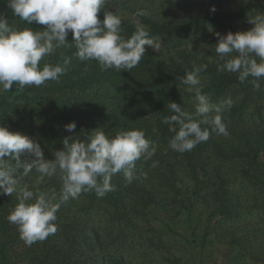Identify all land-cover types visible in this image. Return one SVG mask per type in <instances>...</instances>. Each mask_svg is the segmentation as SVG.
Wrapping results in <instances>:
<instances>
[{
    "label": "trees",
    "instance_id": "16d2710c",
    "mask_svg": "<svg viewBox=\"0 0 264 264\" xmlns=\"http://www.w3.org/2000/svg\"><path fill=\"white\" fill-rule=\"evenodd\" d=\"M110 2L159 38L162 53L145 45L141 62L120 72L102 71L95 60L80 61L74 44L58 49L40 66L67 56V71L58 82L40 87L13 84L0 95V125L39 142L48 159L62 149L66 136L83 139L98 127L112 135L143 130L155 155L136 161L131 183L120 172L111 178L115 190L104 197L82 192L61 205L57 232L31 247L7 220L17 193L0 194V264H264V78L257 91L252 77L241 83L238 73L218 71L215 52V33L250 29L249 17L264 11V0ZM139 10L146 14L137 16ZM106 11L103 6L99 19ZM0 14L17 29L46 28L13 16L7 0H0ZM121 27L129 38L137 23L122 19ZM67 39L72 43L71 32ZM194 64L207 65L200 74L202 94L213 104L233 101L223 113L229 135L212 132L206 142L180 153L169 147L174 133L162 119L174 114L171 102L194 112L195 93L186 92L180 79ZM73 121L76 129L70 133L65 126ZM37 175L33 171L21 184H33ZM40 187L59 193L61 182L46 178Z\"/></svg>",
    "mask_w": 264,
    "mask_h": 264
},
{
    "label": "clouds",
    "instance_id": "9594fccd",
    "mask_svg": "<svg viewBox=\"0 0 264 264\" xmlns=\"http://www.w3.org/2000/svg\"><path fill=\"white\" fill-rule=\"evenodd\" d=\"M7 4L13 16L28 25L34 21L46 28L43 31L30 27L17 29L0 14V95L10 92L13 84L24 88L40 87L50 80L58 82L71 58L65 56L62 63H45L43 67L40 62L58 49L71 48L73 44L74 56L80 61L95 60L102 71L120 72L131 71L141 62L145 45L158 48L149 31L140 25L129 38H124L121 16L114 11H106L104 19H99V11L110 4V0H7ZM145 14L143 10L136 13L137 16ZM249 23L252 27L246 31L215 33L218 38L216 63L220 72L238 73L241 83L252 77L253 87L259 91V80L264 78V11L249 17ZM69 32L72 43L67 39ZM206 69V64H194L192 70L180 78L185 91L195 93L194 112L171 102L168 108L174 114L162 119L174 133L169 140V147L174 151H191L206 142L212 132L229 135L223 113L233 106V101L228 98L213 104L202 94L200 74ZM65 128L74 132L76 124L70 122ZM62 143V149L54 152L53 159H48L39 142L0 125V194L17 193L18 203L7 220L17 226L20 239L28 247L57 232V212L61 205L79 198L82 192L94 191L97 197H104L115 190L111 178L120 172L131 183L136 161L141 157L150 159L156 152V146L140 129L120 130L112 135L98 127L86 133L83 139L66 136ZM22 154L26 157L23 160ZM12 159L15 165L10 163ZM157 163L154 161L152 166ZM18 169L22 171L16 175ZM33 171L38 173L34 183L21 184ZM53 177L61 182L59 193L55 188L42 191L40 186L45 179Z\"/></svg>",
    "mask_w": 264,
    "mask_h": 264
},
{
    "label": "rangeland",
    "instance_id": "374dc122",
    "mask_svg": "<svg viewBox=\"0 0 264 264\" xmlns=\"http://www.w3.org/2000/svg\"><path fill=\"white\" fill-rule=\"evenodd\" d=\"M104 7L107 8L109 11H114V12L118 13V14L121 16V19L130 20V21H132L133 23H137V25H141V24L138 22L137 18H136V17H135L130 11L126 10L125 8H122V7H120V6H116V5L112 4L111 2H110V4H105ZM154 40H155L156 43L158 44V48H157V50H155L152 46H149V48H150L151 50H154V51H157V52L160 51V53H162V52H161V49L163 48L162 41H161L159 38H154ZM202 225H203V223L200 222V225L198 226V228L201 229V226H202ZM182 230H183V228H179V231H182ZM174 237H175L177 240H182V238H181L180 235H178V234H177V236H174ZM193 256L195 257L196 260L199 259V255H198L197 252H196L195 255H193ZM200 260H201V259H200Z\"/></svg>",
    "mask_w": 264,
    "mask_h": 264
}]
</instances>
